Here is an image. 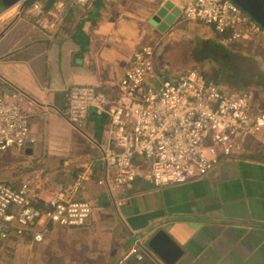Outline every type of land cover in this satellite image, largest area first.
I'll list each match as a JSON object with an SVG mask.
<instances>
[{
  "label": "crops",
  "instance_id": "1",
  "mask_svg": "<svg viewBox=\"0 0 264 264\" xmlns=\"http://www.w3.org/2000/svg\"><path fill=\"white\" fill-rule=\"evenodd\" d=\"M26 1L0 4V94L20 95L35 140L0 151V182L19 187L44 168L47 188L52 181L69 187L84 161L99 162L95 180L79 193L92 203L86 224H50L42 241L32 232L0 237V264H264V133L198 179L157 186L141 177L112 195L96 181L105 173L99 157L115 147L108 113L91 109L80 129L65 115L71 85L110 90L107 83L120 80L134 50L145 44L160 45L161 56L179 47L195 55L189 47H205L213 38L206 24L181 15L184 0H93L68 6L61 25L49 31L37 24ZM157 57L155 68L164 79L192 67L167 73ZM222 70L210 65L199 71L235 88ZM216 72L219 78H212ZM247 87L255 92V110L264 111V87ZM113 196L129 198L116 206ZM138 243V252L121 262Z\"/></svg>",
  "mask_w": 264,
  "mask_h": 264
},
{
  "label": "built area",
  "instance_id": "2",
  "mask_svg": "<svg viewBox=\"0 0 264 264\" xmlns=\"http://www.w3.org/2000/svg\"><path fill=\"white\" fill-rule=\"evenodd\" d=\"M92 1L56 0L45 8L36 0L30 10L41 28L54 31L68 6ZM180 10L185 19L212 25L229 42L264 41V27L233 0H184ZM155 56L151 44L134 50L120 80L107 83L110 90L92 84L67 89L65 115L74 127L84 126L91 109L110 117L115 147L107 146L99 157L105 173L96 181L112 195L141 177L157 186L198 179L221 161L238 157L248 138L264 133V111L254 108V90L223 87L195 68L164 79L156 71ZM19 96L0 94V151L21 149L35 140L30 114L20 106ZM98 162L84 161L69 187L52 181L47 188L44 168L19 187L0 182V237L32 232L36 241H42L50 224H86L92 203L79 193L95 180ZM128 198L115 196L114 202L121 206ZM140 244L121 262L138 252Z\"/></svg>",
  "mask_w": 264,
  "mask_h": 264
},
{
  "label": "rangeland",
  "instance_id": "3",
  "mask_svg": "<svg viewBox=\"0 0 264 264\" xmlns=\"http://www.w3.org/2000/svg\"><path fill=\"white\" fill-rule=\"evenodd\" d=\"M202 27L203 25H200V28ZM212 30H214L212 25L205 26L204 31L210 32L213 37L210 38L211 40L208 39L210 42L205 47L200 44L189 47L190 49L196 48L195 55L187 48L179 47V50L167 49L161 56L158 53L161 46H155L157 59L161 57L160 61L164 64V70L168 73L186 66L200 70V67L214 65L215 69L222 67L224 69L222 75L231 80L233 78L237 83L231 84L239 89H251L247 86L253 83L257 87L260 85L264 87V41L252 44V49H249L251 45L247 44L236 47L235 43L226 40L225 35L214 34ZM236 52H238L237 55Z\"/></svg>",
  "mask_w": 264,
  "mask_h": 264
},
{
  "label": "water",
  "instance_id": "4",
  "mask_svg": "<svg viewBox=\"0 0 264 264\" xmlns=\"http://www.w3.org/2000/svg\"><path fill=\"white\" fill-rule=\"evenodd\" d=\"M25 0H0V4L5 7H13ZM246 12H248L255 20H257L264 27V0H233ZM167 5V4H166ZM164 234V231H159L152 239L149 241V245L155 246V242L158 236ZM160 255L163 256L161 252Z\"/></svg>",
  "mask_w": 264,
  "mask_h": 264
},
{
  "label": "trees",
  "instance_id": "5",
  "mask_svg": "<svg viewBox=\"0 0 264 264\" xmlns=\"http://www.w3.org/2000/svg\"><path fill=\"white\" fill-rule=\"evenodd\" d=\"M34 1H36V0H27L26 2H28V4H32ZM39 1H45V0H39ZM56 0H46V5H47V3H54ZM50 7V6H49ZM245 43L247 44V45H251V46H249V49H252V46L254 45V43H256V42H253V41H249V42H247V41H245ZM240 44H242V42H235V46L236 47H239V46H241ZM253 44V45H252ZM264 44V43H263ZM263 44H261V45H263ZM264 46V45H263ZM212 78H219V75H218V73L216 72V73H214V75L212 76ZM168 79V78H167ZM217 81V80H216ZM218 84V83H217ZM236 89H239V88H237V87H235Z\"/></svg>",
  "mask_w": 264,
  "mask_h": 264
}]
</instances>
